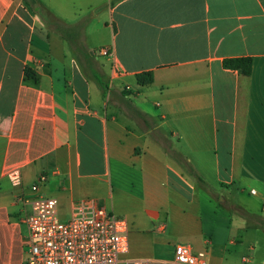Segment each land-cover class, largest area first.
<instances>
[{
	"label": "crops",
	"instance_id": "1",
	"mask_svg": "<svg viewBox=\"0 0 264 264\" xmlns=\"http://www.w3.org/2000/svg\"><path fill=\"white\" fill-rule=\"evenodd\" d=\"M36 1L0 0V264H26L18 196L41 174L68 216L89 198L125 218L122 264L178 242L264 264V229L233 209L264 218V0Z\"/></svg>",
	"mask_w": 264,
	"mask_h": 264
},
{
	"label": "built area",
	"instance_id": "2",
	"mask_svg": "<svg viewBox=\"0 0 264 264\" xmlns=\"http://www.w3.org/2000/svg\"><path fill=\"white\" fill-rule=\"evenodd\" d=\"M98 53L107 54L101 47ZM11 185L22 182L19 167L6 171ZM39 175L30 186L33 194L21 193L18 200L28 205L20 216L27 227L26 264H120V256L128 250L127 222L89 198L73 202L67 219L58 216V200L37 193ZM251 193L254 190L250 191ZM126 264H206L205 252L194 251L182 242L174 244L173 256L161 259H138Z\"/></svg>",
	"mask_w": 264,
	"mask_h": 264
},
{
	"label": "trees",
	"instance_id": "3",
	"mask_svg": "<svg viewBox=\"0 0 264 264\" xmlns=\"http://www.w3.org/2000/svg\"><path fill=\"white\" fill-rule=\"evenodd\" d=\"M26 2V4H28L33 10L39 12L42 16H44L47 13V10L40 5L36 0H24ZM223 64L226 67H230V68H237L240 72L244 73V74H248L250 72V59L249 58H227L223 60ZM28 73V71L26 70V74ZM96 83L98 84V86L104 90L106 87V84L103 83L101 77H99L97 74L94 73L93 75ZM137 81L140 84H145V83H149L152 80V74L150 71L147 72H143V73H139L136 75ZM168 154L170 156H172L174 159H176L184 168L187 169V171H189L191 174H193L196 178V180L198 181V183H200L201 185H204V181L197 176L192 167L189 165V163L185 160L184 156L174 152V151H168ZM233 209L240 214L243 218H245L246 220L257 224L258 226L262 227L264 229V218L263 217H258V216H253V215H249L246 212L238 209L237 207H233Z\"/></svg>",
	"mask_w": 264,
	"mask_h": 264
},
{
	"label": "rangeland",
	"instance_id": "4",
	"mask_svg": "<svg viewBox=\"0 0 264 264\" xmlns=\"http://www.w3.org/2000/svg\"><path fill=\"white\" fill-rule=\"evenodd\" d=\"M96 51L98 52V50H96ZM58 216L60 219L64 220V219L68 218V213H67V211L58 210ZM120 264H122V263H120Z\"/></svg>",
	"mask_w": 264,
	"mask_h": 264
}]
</instances>
